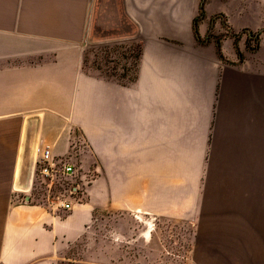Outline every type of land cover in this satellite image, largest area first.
<instances>
[{
	"label": "crops",
	"instance_id": "crops-1",
	"mask_svg": "<svg viewBox=\"0 0 264 264\" xmlns=\"http://www.w3.org/2000/svg\"><path fill=\"white\" fill-rule=\"evenodd\" d=\"M201 1L0 0V264H73L94 222L97 186L68 213L12 201L34 167L17 177V123L50 109L28 121V144L62 154L61 110L96 88L82 50L31 62L33 35L62 37L79 6L90 37L138 54L133 71L123 58L119 77L104 75V210L190 224L195 264H264V0H205L196 35ZM80 112L90 132L96 114Z\"/></svg>",
	"mask_w": 264,
	"mask_h": 264
},
{
	"label": "rangeland",
	"instance_id": "rangeland-1",
	"mask_svg": "<svg viewBox=\"0 0 264 264\" xmlns=\"http://www.w3.org/2000/svg\"><path fill=\"white\" fill-rule=\"evenodd\" d=\"M81 11L79 6V22L70 19V16H78L76 9L67 7L64 11L63 36H50L32 38L33 67L59 63L63 55H78L75 51L82 50L83 70L85 73L96 76L97 84L92 90L90 99L84 101L66 102L61 110L63 130L69 139L70 133L75 131L84 136L88 144V150L82 159V166L93 172L95 186L99 187V193L95 200H87L84 203L95 204L94 222L92 228L80 239L78 250L74 252L73 264H195L191 251L193 246L194 230L188 223L174 220L159 219L154 221H137L135 213H107L103 206V169H104V132H103V81L104 75L120 74V60H128L129 70H134L137 61L135 45L125 50L124 44L119 42L104 43L99 40V32L96 38L88 33V6ZM79 23L77 36L71 33V25ZM102 33V32H101ZM70 51V52H68ZM64 52V54L62 53ZM68 52V53H67ZM133 77V72L129 73ZM92 87V86H91ZM88 87L86 86L85 89ZM76 91V89H74ZM91 109L96 114L95 125L90 126L91 131H84L80 111ZM50 109L35 110L34 116L25 118L22 126L17 123V177L21 168L36 159L37 147L44 143L40 136L33 144H28L30 132L28 121L31 119L42 125L44 113ZM68 149V148H67ZM54 152V151H53ZM66 152V151H65ZM18 180V179H17ZM15 189L26 190L17 183ZM141 217V214H139ZM122 218V221L120 219ZM122 226V227H121ZM143 226V227H142ZM150 226V227H149ZM151 228V233L147 231ZM77 259V262H76Z\"/></svg>",
	"mask_w": 264,
	"mask_h": 264
},
{
	"label": "built area",
	"instance_id": "built-area-1",
	"mask_svg": "<svg viewBox=\"0 0 264 264\" xmlns=\"http://www.w3.org/2000/svg\"><path fill=\"white\" fill-rule=\"evenodd\" d=\"M88 150L84 136L71 132L68 149L55 154L51 146L40 144L26 190L15 189L12 201L15 204L43 206L57 213H68L74 206L89 198L95 182L93 172L82 166L83 156Z\"/></svg>",
	"mask_w": 264,
	"mask_h": 264
},
{
	"label": "trees",
	"instance_id": "trees-1",
	"mask_svg": "<svg viewBox=\"0 0 264 264\" xmlns=\"http://www.w3.org/2000/svg\"><path fill=\"white\" fill-rule=\"evenodd\" d=\"M204 3H205V0H202L201 5H200L198 18L194 22V31H195L196 35H198V22L204 16Z\"/></svg>",
	"mask_w": 264,
	"mask_h": 264
}]
</instances>
